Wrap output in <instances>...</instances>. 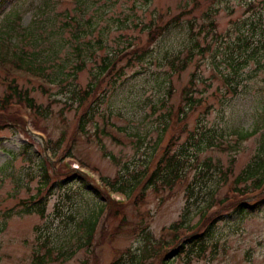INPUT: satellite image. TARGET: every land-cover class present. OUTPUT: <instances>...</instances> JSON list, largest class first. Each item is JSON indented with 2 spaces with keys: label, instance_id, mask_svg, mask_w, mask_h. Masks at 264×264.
<instances>
[{
  "label": "rangeland",
  "instance_id": "374dc122",
  "mask_svg": "<svg viewBox=\"0 0 264 264\" xmlns=\"http://www.w3.org/2000/svg\"><path fill=\"white\" fill-rule=\"evenodd\" d=\"M56 1L0 0V37L13 25L8 39L18 38L29 51L56 42L59 55L49 56L48 71L56 73L61 65L64 70L52 83L12 75L49 114L36 113L37 127L46 134L43 140L30 130L0 126V264H36L37 254L50 256L47 264H112L119 257L127 260L128 251L145 254L147 264H158L160 247L169 255L166 264H264V207L244 217L222 212L211 219L216 220L214 232L203 253L177 256L166 245L173 239V225L197 224L212 198L224 199L235 177L259 154L264 134V0H89L84 6ZM45 3L49 6L41 11ZM177 16L182 22L134 62L126 52L129 44L144 52L149 25L163 26ZM90 17L87 35L75 40L73 19ZM68 21L71 27L65 26ZM191 54L186 70L172 72L171 60L177 64L179 57ZM107 56L117 67L105 74ZM46 57L47 51L42 52L40 59ZM98 76L102 86L82 101ZM191 80L198 89L194 97L203 99L193 109L182 101ZM5 91L0 83V96ZM180 107L187 112L182 122ZM184 127L188 132L183 133ZM203 133L233 148L206 149L196 160L192 146ZM247 134L248 140H238ZM173 136H181L175 150L181 144L187 149V172L174 187L147 191L137 206L132 196L125 207L130 224L121 225L108 216L107 193L95 188L101 185L99 176L113 181L121 171L129 178L124 166L133 172L144 168L156 146L164 149ZM68 151L81 165L78 175L89 180L53 178L44 217L20 213L22 202L37 193L43 161L51 162L55 171ZM207 159L217 168L207 171ZM100 209L105 212L99 214ZM96 220L89 246L87 222Z\"/></svg>",
  "mask_w": 264,
  "mask_h": 264
},
{
  "label": "trees",
  "instance_id": "16d2710c",
  "mask_svg": "<svg viewBox=\"0 0 264 264\" xmlns=\"http://www.w3.org/2000/svg\"><path fill=\"white\" fill-rule=\"evenodd\" d=\"M76 1L77 4L84 6L88 3L89 0H72ZM104 3L109 2L110 0H102ZM51 3L52 0H51ZM59 3V0L56 1ZM55 3V4H56ZM54 4V5H55ZM49 6V3H45L40 6V10L46 9ZM73 19L75 29V40H80L87 35L88 26L92 23V19ZM68 21L65 23L66 27H71L72 23ZM73 22V21H72ZM182 22V17L177 16L171 21L166 23L163 26H155L153 24L149 25L148 33V43L147 49L141 52L137 48H133L134 45L129 44L127 53L134 56V62H140L147 54L151 51L149 47H153L158 44V42L164 37L165 33L169 31L170 28L179 25ZM15 24V22L13 21ZM215 25L214 23H212ZM73 26V27H74ZM12 25L10 28H7L5 35L0 37V83L6 86V91L3 95L0 96V126L2 127H17L22 130H26V123L22 118V110H26V114L30 116L33 125L37 127L36 124V113L39 115L43 114L47 116L49 113L48 109H45L42 105L37 104L35 99L31 97L28 89L20 88L17 77H12V75L19 74L22 76H31L34 78H39L45 81L46 83H52L55 79H60L64 75L63 65H61V70L56 73H51L48 71V63L51 61L52 57L59 55V50L56 47V42L52 43L51 41L47 44L45 50L47 51L48 57L43 61L41 60L42 52L46 51L44 49H37L34 47L31 51L26 49L24 46L20 45L18 38L11 41L7 36L12 38ZM25 33L21 34L24 35ZM14 38V37H13ZM48 38H46L47 40ZM198 40L194 41L196 45ZM90 42H85L86 46H89ZM76 51H80L81 46L76 45ZM132 49V50H131ZM129 50V51H128ZM123 52V51H120ZM126 53V54H127ZM190 54V52H189ZM131 55V56H132ZM188 55V54H187ZM47 56V55H45ZM121 56H127L125 53H122ZM132 60V59H130ZM170 60V59H169ZM192 60V54L189 58L185 57L184 59H178V63L175 64L174 60L170 61L172 66V72L181 73L186 68H188L189 62ZM116 61H113L110 56H107L103 60V71L105 74H108L110 70H115L117 65ZM120 74H123V68L119 71ZM2 73V75H1ZM99 76L95 77V82L88 87V89L83 92L84 95H81L84 100H89L91 96L95 95L99 87L102 86L103 82L98 81ZM104 80V79H103ZM227 80H229L227 78ZM195 80H191V87H187L182 91V101L184 106H188L190 109L195 108L201 104L203 99H196L193 95L194 91L198 89L195 84ZM179 113L181 116V122L184 119V116L187 114L186 110H183L182 107L179 108ZM86 115H84L85 117ZM86 121L82 117L80 119L79 126L84 131ZM39 129V128H38ZM185 131V130H184ZM192 135V133H189ZM252 134V133H251ZM251 134L240 136L238 140H248ZM232 136L237 138V133H233ZM60 143V142H59ZM176 141L170 142V144L164 148L163 153L161 154L160 159L156 163L153 170L149 169V164L140 169L135 170V172L130 171L127 167L124 166V170H127L129 178H126L121 171H119L118 176L111 181V179L103 178V182L106 186L110 187L112 191L120 192L127 196L128 203H116L106 198V205L108 208V216L113 217V219L118 220L121 225L127 226L129 223L128 216L125 212V207L131 202V197L134 196L135 206H137L142 200V203L146 199V194L149 189H160L161 187L169 186L174 187L179 180L184 177V173L187 172V166H189L187 156L184 154L187 149L184 150L183 147L175 150ZM195 151L193 157L196 160H199L200 153L206 149L219 148V149H232V145L228 141L217 142L212 136H204V133L200 135L198 139L195 140ZM60 149V147H56ZM55 152V153H54ZM53 153L56 155L57 151ZM68 157L74 156L71 151H68ZM207 171L216 167L210 159H207L205 162ZM217 168V167H216ZM49 163L47 160L43 161L42 172L40 174L39 187L37 193L33 195L28 201H23L21 205L20 213L25 214H39L44 217L47 206V195L46 192L50 190L52 186V177L49 172ZM186 169V170H185ZM185 171V172H184ZM233 170L230 169V173ZM204 173H202L203 175ZM227 174V172H226ZM225 174V175H226ZM65 177V180H73L76 177H80L75 171L70 170L66 165H62L61 168L57 171L54 179L60 177ZM80 180L83 182L87 181L86 178L80 177ZM64 180V181H65ZM87 186V185H86ZM190 197L194 194V189L191 187ZM97 189V188H96ZM45 193V195H44ZM248 202L251 204L249 205ZM217 206V207H216ZM264 207V134L261 140V147L259 149V154L253 158V160L246 166L242 172L235 177L233 184L228 190L224 199L217 200L212 198L209 202V205L206 207L205 213L199 222L192 226V224L184 225V222L173 225L171 228L173 230V239L166 243L167 246H171L175 250V255L188 256L190 252H200L203 253L206 248L207 241L211 240L214 232L213 226L216 220H211L215 216L220 215L222 212H227V215H237L239 217H244L254 211H258ZM105 210L100 209L99 214H102ZM213 213V214H212ZM212 214V215H211ZM226 215V216H227ZM223 218V216L221 217ZM210 221V224L203 223L205 221ZM87 244L92 245V239L94 237V232L97 229L98 221H88L87 222ZM183 242L181 243V241ZM148 249V248H147ZM164 249V248H163ZM162 247L159 248L155 258L158 260V264H166L167 251H164ZM147 253V250L145 251ZM117 258L112 264H147V257L145 254L143 256L132 254L128 251V256ZM36 264H47L49 261H52V258L46 255L37 254L35 257ZM48 258V259H46Z\"/></svg>",
  "mask_w": 264,
  "mask_h": 264
}]
</instances>
